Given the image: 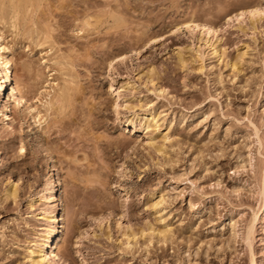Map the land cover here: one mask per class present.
<instances>
[{"label":"rangeland","instance_id":"obj_1","mask_svg":"<svg viewBox=\"0 0 264 264\" xmlns=\"http://www.w3.org/2000/svg\"><path fill=\"white\" fill-rule=\"evenodd\" d=\"M16 2L0 1L24 95H0V264H264V15L235 17L264 0Z\"/></svg>","mask_w":264,"mask_h":264},{"label":"bare ground","instance_id":"obj_2","mask_svg":"<svg viewBox=\"0 0 264 264\" xmlns=\"http://www.w3.org/2000/svg\"><path fill=\"white\" fill-rule=\"evenodd\" d=\"M1 1V0H0ZM14 0H9V2H13ZM15 1H17L16 3H17V5L18 6H20V3H19V1L20 0H15ZM22 1V0H21ZM29 1V3H27V2H25L26 3V5H25V11H28L29 10V6L31 5V2H30V0H28ZM19 3V4H18ZM12 4H15V2L14 3H12ZM16 5V6H17ZM16 6L14 5V6H12V7H15L16 8ZM17 6V7H18ZM23 6V5H22ZM31 7V6H30ZM31 9V8H30ZM21 11V10H20ZM24 11V12H25ZM17 12V11H16ZM3 14V13H2ZM15 14V13H14ZM13 15V14H12ZM19 14H18V12L16 13V15H15V19H18V16ZM263 15H264V7H259V6H255V7H249V8H246V9H243V10H241V11H239L236 15H235V17H236V19L237 20H239V19H242V18H244V17H247L248 19H249V21H250V24L252 25V27H255V23H257L259 20H261L262 18H263ZM100 17V16H99ZM229 18V17H228ZM89 20V19H88ZM192 21H194V20H192ZM195 25L196 26H201V28H204L207 32H210V31H212L213 33H217L218 31L216 30V28H214L213 26H211V25H208V24H201V23H195ZM49 27V26H48ZM218 34V33H217ZM216 34V35H217ZM50 36V35H49ZM217 48L216 49H214V54H216L217 53ZM9 52V46L8 45H6L5 44V42H3V40H2V35L0 34V95L1 94H3V97L5 96V87H6V83L8 82V84H9V90H10V92H9V94H7L8 95V97H9V100L8 101H10L11 100V98H12V101L15 103V104H19L23 99H24V95L21 93V91L19 90V88H18V85H15V84H13V82H12V75L14 76V74H13V69H12V65H13V61H12V59L9 57V55H7V53ZM242 54H244L245 55V53H244V51H243V53ZM15 81V80H14ZM54 84V83H53ZM52 84V85H53ZM57 84V83H56ZM59 85L57 84V87H58ZM54 88H55V84H54ZM52 89V96L50 97V100L49 101H47V103L46 104H49L50 106L52 105L51 103H52V100H54V101H59L60 103L62 102L63 103V100H64V102H65V100L67 101V99H68V94H64V93H66V91L65 90H61V88L59 89V87H58V89ZM65 88V87H64ZM69 88H66V90H68ZM64 91V92H63ZM50 93H51V91H49ZM49 94V93H48ZM67 98V99H66ZM4 99V98H3ZM48 99V98H47ZM59 103V104H60ZM45 104V105H46ZM9 105V104H8ZM8 105L6 106V108H5V111H3V113H2V115L4 116V118L5 119H10V114L8 113V110H9V108H8ZM49 107V106H48ZM52 107V106H51ZM32 109V108H31ZM51 109V108H50ZM145 117H153L152 119H154L155 117L153 116V114H151V113H148V114H145L144 115ZM36 117H38V115H36ZM42 118V117H41ZM151 119V120H152ZM156 120V119H155ZM154 120V121H155ZM38 121H40L39 119H38ZM128 123H130V124H132V125H134V123H133V121H131V120H129L128 121ZM157 124V123H156ZM157 126V125H156ZM151 127V125L150 124H145V129H151L150 128ZM152 127H153V125H152ZM257 134V133H256ZM150 144L151 145H153L152 144V142H150ZM59 183H60V179L59 178H57V179H55V180H51V184H50V187H49V189H50V195H49V199L47 198V201H50V202H52L53 204L51 205L52 206V208H51V210L50 211H48V213L46 214V218L48 219H53L54 221H55V223L56 222H58V215L56 214V207L61 203L60 202V194H58V188H57V185H59ZM16 192H17V188H16V186H12L11 188H10V193L12 194V195H15L16 194ZM49 193V192H48ZM154 206V205H153ZM236 220V219H235ZM255 220H256V214L254 215V218H252L249 222H248V224H247V226H246V228H245V233H246V238H245V240H247L246 242H251V239H252V236H253V227H254V223H255ZM236 221H230V225L232 226V227H235L236 226ZM166 228V227H165ZM232 229H234V228H232ZM56 225L55 226H53V227H51V229L48 231V233H47V235L46 236H44L45 237V242H44V244L43 245H48V242H49V240L51 239V237L55 234V232H56ZM158 230V229H157ZM165 230V229H164ZM164 230H161L162 232L164 231ZM168 230V229H167ZM233 231H235V230H233ZM165 232V231H164ZM236 234V233H235ZM59 239H60V237H57L56 239H55V241H53L52 240V243H51V253L53 254V256H56V257H58V252H57V249H58V247L60 246V243H59ZM62 241V240H61ZM251 244V243H250ZM31 252V251H30ZM33 252V251H32ZM35 252V251H34ZM33 252V253H34ZM38 258H33L32 259V263L33 264H43V261L45 260L44 258H45V256H46V254H43L42 253V249H39L38 250ZM36 253V254H37ZM35 254V253H34ZM37 256V255H36ZM35 256V257H36ZM56 257H54V258H56ZM59 258V257H58ZM253 262V261H252ZM252 264H254V263H252Z\"/></svg>","mask_w":264,"mask_h":264}]
</instances>
